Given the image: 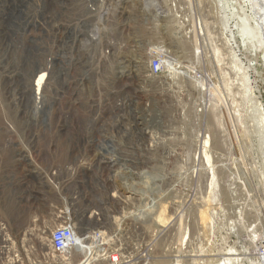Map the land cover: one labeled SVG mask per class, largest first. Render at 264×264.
Listing matches in <instances>:
<instances>
[{
  "label": "rangeland",
  "instance_id": "rangeland-1",
  "mask_svg": "<svg viewBox=\"0 0 264 264\" xmlns=\"http://www.w3.org/2000/svg\"><path fill=\"white\" fill-rule=\"evenodd\" d=\"M249 1L178 0L173 25L160 23L151 31L142 24L147 15L143 10L137 5L127 9L129 39L141 35L143 42L151 44L147 49L166 46L179 67L189 68L194 79L187 82L178 77L172 88L166 85L150 93L145 89L149 87L144 78L147 73L131 66L136 86H130L129 93L132 99L141 97L134 107L135 116L152 135L127 139L114 135L117 152L112 154L118 168L113 173L100 167L97 159L105 154L98 146L106 149V130L100 129L93 138L43 134V126L58 114L55 105L48 103L59 90L60 63L45 80L50 78L52 83L49 95L47 82L42 85L43 101L36 102L30 83L44 66L42 60L53 68L52 59L46 56L59 59L63 42L28 40L27 23L35 11L32 0H0V223L19 237L39 224L50 239L60 212L69 208L82 242L91 233L106 234L102 254L94 252L88 257L72 250L66 264L85 260L87 264H111L113 255L119 257L118 264H258L264 240V131L255 104L260 102L264 108V55L255 52L249 36H241L248 23L246 16L255 17L256 9ZM43 9L57 17L53 4ZM235 42L239 59H234ZM64 51L65 71L77 64L83 70L77 75L91 81L88 49L79 47L73 56L67 47ZM85 71L88 76L84 77ZM83 88L82 105L77 107L82 123L91 118L87 107L93 100L87 92L92 88ZM100 91L97 101L106 96L105 89ZM42 105L47 110L36 112ZM149 107L157 108V123H153L155 116L148 117V112L154 113L147 111ZM47 140L50 147L45 148ZM73 143L77 149H72ZM143 144L147 149L138 151ZM24 184L29 186L28 198ZM17 188L22 200L14 193ZM92 212L100 217H92ZM118 222L120 228L115 225ZM26 241L35 249L27 255L32 262H61L56 257L43 259V254L51 253L49 243L43 247L37 241ZM22 264H29L24 257Z\"/></svg>",
  "mask_w": 264,
  "mask_h": 264
},
{
  "label": "built area",
  "instance_id": "built-area-1",
  "mask_svg": "<svg viewBox=\"0 0 264 264\" xmlns=\"http://www.w3.org/2000/svg\"><path fill=\"white\" fill-rule=\"evenodd\" d=\"M128 1H136L138 10H143V14H147L142 24L148 26L149 31L156 30L160 23L166 22V24L173 25L175 21L174 10L178 6V0H32L31 6L35 11L27 23L26 37L28 40L54 38L63 42L58 51L63 62L66 47L71 51V55H74V50L79 47L88 49L87 55L91 58L92 64L91 73L93 75L91 76L94 77L97 73L100 75V84L95 83V85L104 87L106 103H110L105 114L107 122L105 125H108L107 128H109L106 129V135L109 136L106 149L110 153L117 152L114 135L119 134L127 139L129 135L139 136L143 131L148 130L141 128L140 119L135 118L134 103L128 104L127 102L130 97L126 91L130 92V86H136L135 78L131 74V66H140L145 73H148L149 87H145V89L150 93H155L166 85L172 88L176 85L178 77L187 82L194 79L189 68L179 67L166 46L157 44L147 49L151 44L147 41L143 42L141 35L138 39H129L126 20ZM49 3L55 6L56 12H52L57 14V17L53 18L52 14L46 13L43 9V6ZM28 6L31 8L30 5ZM172 28L170 25V30ZM51 32H56V35L51 36ZM234 46V49L237 50V52L234 51V59H239L236 42ZM136 56H140L142 59L138 62L134 59L131 60V57ZM145 57H147L146 60H144ZM121 70H130V77H121ZM179 70L184 72L181 73ZM103 73L105 77L102 76ZM75 83L74 88H76ZM100 88L98 87V91L101 93ZM100 97L97 96V98ZM133 101H141V97H135ZM114 102L116 105L113 104ZM151 109L154 113L148 112V117L155 116L156 118L158 116L157 108L149 107L147 111ZM113 123H115L114 126ZM153 123H157V118L156 122L153 119ZM145 132L147 135H151V133ZM128 149L123 151L126 152ZM26 185L24 184L23 187ZM68 211L67 215H62L63 217L59 218V224L55 225L51 233L49 248L53 257L50 256V252H47L42 255L43 259L59 257L63 262L62 259L65 260V257L72 252L77 239L78 226L70 216L71 211ZM115 225L120 228L122 224L118 222ZM0 232L2 233L0 264H22L23 257L29 264H36L27 258L29 252L35 251L31 242L26 241L27 232L21 237L14 236L4 223H0ZM93 234L94 241L105 239V234L102 231ZM259 256H264V240L260 242ZM110 262L118 264L119 257L113 255Z\"/></svg>",
  "mask_w": 264,
  "mask_h": 264
},
{
  "label": "bare ground",
  "instance_id": "bare-ground-1",
  "mask_svg": "<svg viewBox=\"0 0 264 264\" xmlns=\"http://www.w3.org/2000/svg\"><path fill=\"white\" fill-rule=\"evenodd\" d=\"M250 2V1H249ZM251 2L253 3V0H251ZM250 2V4H251ZM249 4V5H250ZM134 5H136V1H128V8H131L133 7ZM254 5V4H253ZM138 6V5H137ZM252 13V12H251ZM245 16H246V13L244 12ZM126 15H127V11H126ZM253 16H254V12H253ZM129 16H126V19L128 18ZM247 17V24H246V27L244 30H242V38H245L247 36H249V41H251L252 43V47L253 49L255 50V52H260L264 55V21L263 19L260 20L258 18L257 15H255L254 18H250L248 17V15L246 16ZM138 39V38H137ZM33 41V40H32ZM153 44V43H152ZM49 51V48L45 47V50L44 51ZM48 56H46V59L47 60H50L52 59V67L53 68H50L48 67L47 65H45L46 61L45 60H42L44 61V66L41 65V71H39L38 73L34 74L33 75V79L30 83V87H31V90L32 91H35L34 93L36 94L35 96V100L36 102H40V101H43L44 99V92H43V89H42V85L44 84V82H47L46 84V87H45V92L49 95V89L52 88V83L50 82V78L45 81L47 78H48V73L50 74H53L54 73V68H55V65L60 63L61 65V69H62V72H61V78L62 80L59 82V90L57 91L56 93V96H55V100L54 101H50L48 104H54L57 111H58V114L53 116V119H52V122L50 123H47L46 122V125L43 126L44 128H42L43 131V134L45 136H50V135H54V137H78V136H85V135H90L91 138H93L94 136H97L98 137V134H99V131L100 129H103L104 131L106 129H109L107 128L108 125H105L106 122V113H107V106L110 105V103H106V99L103 97L102 100H98L97 101V94H101L99 91H98V87H101L100 89L103 90V86L99 85L98 87L95 85L96 84H100V75L97 73L96 76L92 77L93 79L91 80L90 76L88 78V80H91V81H87L86 78H81L79 77V75H77L78 72H81L83 71L82 68H80L77 64H75L73 66L72 69H69L68 72L65 71V69L63 68V65H65V61L63 62V59L62 57H59L58 58H50L49 59L47 58ZM173 57V56H172ZM42 58V57H41ZM45 58V57H44ZM43 58V59H44ZM33 60V58H32ZM56 60V62L54 61ZM140 60V59H139ZM53 69V70H52ZM139 69V68H138ZM90 70V69H89ZM82 73V72H81ZM90 73V72H89ZM133 74V73H132ZM146 74V73H144ZM83 76H88L86 74V71L83 72ZM103 77H105V74L103 73L102 74ZM121 77H130V70H121ZM135 78V77H134ZM145 80H149V75L147 73V75L144 77ZM86 79V80H85ZM139 79V78H137ZM84 80V81H83ZM74 82L75 85H76V88H74ZM245 82V81H244ZM144 84V83H142ZM141 84V85H142ZM250 84V83H249ZM82 86H88L90 88H92L91 90H88L87 92H89V95L92 96L93 100L91 101V105L90 107L88 106L87 109L89 110V113H91V118L90 120H87L85 119L84 117V121L82 123V121L80 122V119H82L80 116H78L80 114V112L77 110V107H81V96L80 95L83 91H84V88L80 90V88ZM138 86V85H137ZM140 87V85H139ZM249 87V86H248ZM248 87H245V88H248ZM42 89V90H41ZM250 89V87H249ZM246 89L248 91L251 92L252 89ZM255 93V92H254ZM126 94L130 97V100H127L128 104H132L134 103V107L139 104L137 101H133V99L131 98L130 96V93L128 91H126ZM84 95V94H83ZM88 95V96H89ZM96 95V97H95ZM251 95V94H250ZM94 96V97H93ZM255 96V94H254ZM253 96V97H254ZM85 97V96H84ZM99 97V96H98ZM251 97V96H250ZM252 98V97H251ZM255 98V97H254ZM85 99V98H84ZM83 100V98H82ZM90 100H91V97H90ZM254 100V99H253ZM126 101V99H125ZM82 102V101H81ZM154 102V101H153ZM254 102V101H253ZM84 104V103H83ZM114 105H116V102L113 103ZM144 104V103H143ZM255 104V103H253ZM68 105L70 106H75V107H70L68 108ZM159 105H161L159 103ZM39 106V105H38ZM118 106H121V105H118ZM257 110H258V113H259V118H260V121H261V126L263 131H264V108H263V105L260 103V102H256L255 104ZM35 108L36 105H35ZM86 109V110H87ZM47 109H43V105L39 108V110H37L36 112H42V111H45ZM77 111L76 113H73L71 114V111ZM81 110V109H80ZM257 110H256V113H257ZM100 114V116H99ZM241 114V113H240ZM139 115V114H138ZM137 115V116H138ZM238 116V115H237ZM65 117V118H64ZM158 117V116H157ZM248 117V115H247ZM103 118V119H102ZM135 118H137L135 116ZM154 118V117H153ZM245 118V116H244ZM139 119V118H138ZM155 119V118H154ZM83 120V119H82ZM105 120V121H104ZM114 120V119H113ZM240 120V119H239ZM255 120V119H254ZM258 120V119H257ZM79 121L80 123L78 124ZM251 121V120H250ZM246 122V120H245ZM256 122V121H255ZM259 122V121H258ZM257 122V123H258ZM102 124V125H101ZM244 124V123H243ZM113 126L115 125V123L112 124ZM140 125H141V128L143 129H146V126L145 124H143L142 122H140ZM37 126V124H36ZM88 126V131H85V127ZM259 128V127H258ZM35 129V128H34ZM147 131V130H145ZM143 131L139 136L137 135H134L132 134V136H137V137H145L147 136L146 132ZM108 132L110 133V131L108 130ZM259 134V133H257ZM106 135V134H105ZM152 135V134H151ZM253 135V134H252ZM107 136V135H106ZM105 136V137H106ZM118 137H120V135L118 134L117 135ZM130 136V135H129ZM254 137V136H253ZM262 137V136H261ZM90 138V140H91ZM98 139V138H97ZM50 140H47V144H46V147L45 148H48L50 147V143L48 142ZM97 142H99V140H97ZM39 143V142H38ZM212 143V142H211ZM45 144V143H44ZM98 144V143H97ZM96 144V145H97ZM145 144V143H144ZM144 144H143V147H141V149H139L140 147H136L138 149V151H142V149L146 150L147 148L144 147ZM206 144H209V142H206ZM263 144V143H262ZM85 145V144H83ZM107 145V144H106ZM45 146V145H44ZM77 146L78 144L77 143H73V148L72 149H77ZM104 146V145H103ZM207 146V145H206ZM102 152H104V156L101 155V158H97L99 161H100V164L99 166L100 167H105L106 169H108L109 171L115 173V171H113V169H117L118 168V164H114V160H113V154L109 152V150L107 149H102V146H98ZM252 147V146H251ZM81 148V145L80 147ZM97 148V147H96ZM135 148V147H134ZM149 148V147H148ZM251 149V148H250ZM204 150V149H203ZM156 151V150H155ZM106 152L109 153L108 156H110L109 158L106 157ZM139 152V153H140ZM150 153V152H149ZM140 154H143V153H140ZM146 154V153H144ZM174 154V153H173ZM27 155V154H26ZM100 155V154H99ZM112 155V156H111ZM152 155V154H151ZM170 155V154H169ZM186 155V154H185ZM184 155V156H185ZM22 156V155H21ZM139 156V155H138ZM141 156V155H140ZM139 156V157H140ZM154 156V155H153ZM146 157V156H145ZM138 158V157H137ZM142 158V157H141ZM158 158V157H157ZM187 158V157H186ZM127 159V158H126ZM129 159V158H128ZM207 161L209 162V155H207ZM96 160V159H95ZM147 160V159H146ZM98 161V162H99ZM204 161V160H203ZM28 162L30 163L31 161H29V158H28ZM186 162V161H185ZM241 162V161H240ZM90 163V162H89ZM141 163V162H140ZM147 163V162H146ZM163 163V162H162ZM28 164V163H27ZM91 164V163H90ZM132 164V163H131ZM145 164V163H144ZM185 164V163H184ZM74 165V164H73ZM93 165V164H91ZM155 165V164H154ZM214 165V164H213ZM85 166V165H84ZM89 166V164H88ZM204 166V165H203ZM61 167V166H60ZM76 167V166H75ZM92 167V166H91ZM131 167V166H130ZM243 167V166H242ZM98 168V167H97ZM164 168V167H163ZM91 169V168H90ZM89 169V170H90ZM129 169V168H128ZM38 173V177H41L40 175V170L36 169ZM188 170V169H187ZM91 171V170H90ZM207 171V170H206ZM32 172V171H31ZM165 172V171H164ZM11 173V171H10ZM33 173V172H32ZM132 173V172H131ZM12 174V173H11ZM45 174V173H43ZM42 174V175H43ZM108 174V173H107ZM133 174V173H132ZM149 174V173H148ZM15 175V174H14ZM26 176H29L26 174ZM24 176V177H26ZM32 176V175H31ZM90 176V175H89ZM13 177V175H12ZM44 177V176H42ZM127 177V176H126ZM130 177V176H129ZM79 178V177H78ZM39 179V178H38ZM137 180V179H136ZM26 181V180H25ZM16 182V181H15ZM61 182V181H60ZM80 182V181H79ZM145 182V181H144ZM36 183V182H35ZM66 183V182H65ZM104 184V183H103ZM213 178H212V181H211V186H213ZM14 185V184H13ZM49 185V184H48ZM126 185V183H125ZM128 185V184H127ZM94 186V185H93ZM168 186V185H167ZM215 186V185H214ZM4 187V186H3ZM28 184L24 187L25 189V193H26V197L28 198L29 196V192H28ZM6 188V186H5ZM134 188V187H133ZM164 188V187H163ZM176 188V187H175ZM2 189V188H1ZM136 190V189H135ZM7 191V190H6ZM130 192V191H129ZM134 192V191H133ZM31 193V192H30ZM90 193V192H89ZM99 193V192H98ZM148 193V192H147ZM205 193V192H204ZM94 194V193H93ZM129 194V193H128ZM132 194V193H131ZM143 194V193H142ZM145 194V193H144ZM215 194V193H214ZM123 195V194H122ZM132 195H136V194H132ZM163 195V194H162ZM121 196V195H120ZM126 197V196H125ZM124 197V198H125ZM145 197V196H144ZM176 197V196H175ZM27 198H25V200H27ZM130 198V197H129ZM136 198V197H135ZM151 198V197H150ZM40 199V198H39ZM140 199V198H139ZM142 199V198H141ZM24 200V201H25ZM126 200V199H125ZM130 199H128L129 201ZM155 200V199H154ZM76 201V200H75ZM126 202V201H125ZM26 203V202H25ZM136 203V202H135ZM154 205H156L154 203ZM152 208V207H151ZM36 209V208H35ZM158 209V208H157ZM161 209V208H160ZM69 208H66L65 211L63 212H60V217H63L62 215H67L69 213ZM148 211V210H147ZM43 212V211H42ZM144 212V211H143ZM142 212V213H143ZM149 212V211H148ZM71 213V212H70ZM145 213H146V209H145ZM150 213V212H149ZM157 213V212H156ZM163 213V212H162ZM161 213V215H162ZM40 214V213H39ZM77 214V213H76ZM147 214V213H146ZM155 214V212H154ZM71 215H73L71 213ZM70 215V216H71ZM151 215V214H150ZM43 216V215H42ZM75 216V215H74ZM91 216L92 217H96V216H99L100 217V214H96L94 212L91 213ZM58 217V215H57ZM85 217V216H84ZM83 217V218H84ZM91 218V217H90ZM97 219V221H100V218H95ZM83 219L80 220V222H82ZM80 226V225H79ZM41 227L39 226V224L33 226V228H29L27 230V234L26 236L28 237V239L30 241H37L38 243H40L43 247L47 246L48 247V243H49V246H50V239H49V236L47 235L46 232H48L46 230V232H43V229H40ZM83 228V227H82ZM79 230V229H78ZM86 231V230H85ZM119 231V230H118ZM93 234V233H91ZM106 235V234H105ZM1 236V235H0ZM77 236V235H76ZM94 235L93 236H90L89 238L85 239V241L82 242V240L77 236V239H76V242L74 244V247L72 250H75L76 252H85L88 254V257H90L94 252L98 253V255L102 254L105 250L103 247H106L104 246L103 244V241L104 239H100L98 240L97 242L94 241ZM34 239V240H32ZM103 245H102V244ZM107 243V242H106ZM108 244V243H107ZM108 246V245H107ZM109 248V247H108ZM49 252V251H48ZM107 252V251H106ZM51 254V253H50ZM86 255V254H85ZM106 255V254H105ZM52 257V256H51ZM261 257V258H260ZM59 258V257H58ZM66 258V257H65ZM68 258V257H67ZM61 261V259H60ZM62 263L66 264L65 263V260L62 259ZM88 263V260H85L82 264H87ZM258 264H263L264 263V256H259V260L257 262Z\"/></svg>",
  "mask_w": 264,
  "mask_h": 264
},
{
  "label": "water",
  "instance_id": "water-1",
  "mask_svg": "<svg viewBox=\"0 0 264 264\" xmlns=\"http://www.w3.org/2000/svg\"><path fill=\"white\" fill-rule=\"evenodd\" d=\"M254 7L256 9L255 15L258 16L260 20L264 21V0H253Z\"/></svg>",
  "mask_w": 264,
  "mask_h": 264
},
{
  "label": "crops",
  "instance_id": "crops-1",
  "mask_svg": "<svg viewBox=\"0 0 264 264\" xmlns=\"http://www.w3.org/2000/svg\"><path fill=\"white\" fill-rule=\"evenodd\" d=\"M19 191H20V189L17 188V190H16L14 193H15L16 197L19 196L18 198L22 200V198H21V195H22V194H21V193L19 194ZM4 194H5V195L7 194L6 191H4ZM21 200H20V201H21Z\"/></svg>",
  "mask_w": 264,
  "mask_h": 264
}]
</instances>
